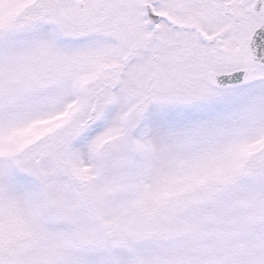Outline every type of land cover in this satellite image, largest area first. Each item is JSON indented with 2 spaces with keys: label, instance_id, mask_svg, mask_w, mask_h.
Segmentation results:
<instances>
[{
  "label": "snow or ice",
  "instance_id": "obj_1",
  "mask_svg": "<svg viewBox=\"0 0 264 264\" xmlns=\"http://www.w3.org/2000/svg\"><path fill=\"white\" fill-rule=\"evenodd\" d=\"M0 264H264V0H0Z\"/></svg>",
  "mask_w": 264,
  "mask_h": 264
}]
</instances>
